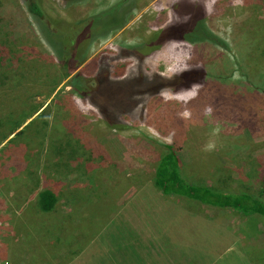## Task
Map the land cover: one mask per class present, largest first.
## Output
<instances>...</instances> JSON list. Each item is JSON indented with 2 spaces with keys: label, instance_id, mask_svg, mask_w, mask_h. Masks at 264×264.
<instances>
[{
  "label": "rangeland",
  "instance_id": "1",
  "mask_svg": "<svg viewBox=\"0 0 264 264\" xmlns=\"http://www.w3.org/2000/svg\"><path fill=\"white\" fill-rule=\"evenodd\" d=\"M38 1L50 32L80 35L103 14L123 20L72 56L94 86L101 64L127 76L129 48L187 10L203 12L227 47L172 40L149 50L143 74L201 66L208 76L139 97L113 128L69 86L27 0H0V264H264L262 217L165 196L154 183L172 145L188 181L264 200V0ZM45 190L57 199L49 213L38 205Z\"/></svg>",
  "mask_w": 264,
  "mask_h": 264
},
{
  "label": "trees",
  "instance_id": "2",
  "mask_svg": "<svg viewBox=\"0 0 264 264\" xmlns=\"http://www.w3.org/2000/svg\"><path fill=\"white\" fill-rule=\"evenodd\" d=\"M27 4L29 13L42 25V29L51 33L49 34V41L57 50L61 67L65 71V77L71 78L69 86L81 99L89 100L99 110L105 123L113 128H118V125L122 123V116L130 115L128 106H135L139 97L146 98L166 90L175 93L185 91L194 85L203 84L208 76L205 68L201 66L192 67L171 76L156 73L143 74L144 55L149 50L156 51L172 40L216 43L224 48L227 47L225 42L216 38L207 28L204 23L203 12L187 10L186 13L180 15L177 22L156 33L148 43L141 47L129 48L130 55L126 54V57L133 58L136 67L131 68L127 76L124 77L123 73L117 72L113 77L111 74L112 67L101 64L102 70L95 80L98 85L94 86L92 84L94 79L86 77L83 72L74 74L78 68L76 67L77 62L74 64L73 59H80L84 55L87 49L84 42L90 37H94L100 30H108L110 26L120 27L123 20L117 21L115 14H113L114 16L108 14L105 17L103 14L87 20V27L80 35L79 29L74 33L60 34L59 32H50L49 28L53 27V25H49L51 18L47 16L38 0H27ZM110 16L112 19L108 21L107 18ZM66 34H68L67 37ZM70 56H74V58L71 59ZM39 110L38 108L34 109V112L29 114L26 119H30ZM19 123L16 124L17 127L21 124ZM12 133L13 130L9 134L12 135ZM4 137L7 138V136ZM154 179L156 187L165 196H179L214 209L233 210L241 214L258 215L264 219V200L262 197L248 192L214 189L208 185L194 184L188 181L183 175L177 150L172 145L166 146V152L157 165ZM263 194L264 192H262ZM56 202L55 195L51 191L45 190L40 195L38 205L43 212L49 213L56 207Z\"/></svg>",
  "mask_w": 264,
  "mask_h": 264
}]
</instances>
